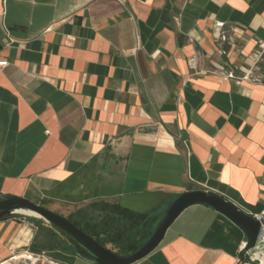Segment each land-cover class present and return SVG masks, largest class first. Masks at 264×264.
Instances as JSON below:
<instances>
[{"label":"crops","instance_id":"0c3cea01","mask_svg":"<svg viewBox=\"0 0 264 264\" xmlns=\"http://www.w3.org/2000/svg\"><path fill=\"white\" fill-rule=\"evenodd\" d=\"M261 45L264 0H0V194L64 218L115 203L156 225L200 190L264 219ZM42 226L61 245L32 220H0V263L28 250L88 264ZM245 243L195 205L133 264H262Z\"/></svg>","mask_w":264,"mask_h":264},{"label":"water","instance_id":"95a60500","mask_svg":"<svg viewBox=\"0 0 264 264\" xmlns=\"http://www.w3.org/2000/svg\"><path fill=\"white\" fill-rule=\"evenodd\" d=\"M195 205H202L215 210L236 226L246 239L243 248L244 253L252 255L256 252H264L263 218L252 217L226 198L200 190L182 193L174 199L150 237L134 253L126 256L118 255L101 246L64 217L23 198L0 194V219L17 216L43 221L74 241L86 254V257L80 253H77L76 256L88 264H133L149 255L160 244L171 223L185 209ZM252 261L258 264L257 261Z\"/></svg>","mask_w":264,"mask_h":264},{"label":"trees","instance_id":"16d2710c","mask_svg":"<svg viewBox=\"0 0 264 264\" xmlns=\"http://www.w3.org/2000/svg\"><path fill=\"white\" fill-rule=\"evenodd\" d=\"M27 219L32 220L41 227L43 234H49V236L45 235L49 245L53 248L61 245L52 243L50 237L54 235L43 228V221ZM65 219L93 238L101 246L122 256L130 255L139 249L152 234L153 229L151 232L149 231L154 225V219L147 214H136L122 208L118 204L109 202H92L84 207L76 208ZM51 229L66 238L76 253L86 257V254L81 251L74 241L61 231L53 227ZM62 249L65 248L62 247ZM241 260L245 261L242 255Z\"/></svg>","mask_w":264,"mask_h":264},{"label":"built area","instance_id":"2783aa9c","mask_svg":"<svg viewBox=\"0 0 264 264\" xmlns=\"http://www.w3.org/2000/svg\"><path fill=\"white\" fill-rule=\"evenodd\" d=\"M215 26L217 28H222L223 24L216 23ZM5 39H6V42L8 43L12 41L6 30H5ZM261 47H264V45H261ZM188 63L192 65L194 63V58H190L188 60ZM6 65H7L6 61H0V68L5 67ZM250 262H253V261L250 259ZM0 264H61V263L54 260L45 251H42L39 253H32V252H29L28 250H24L16 254H12Z\"/></svg>","mask_w":264,"mask_h":264},{"label":"rangeland","instance_id":"374dc122","mask_svg":"<svg viewBox=\"0 0 264 264\" xmlns=\"http://www.w3.org/2000/svg\"><path fill=\"white\" fill-rule=\"evenodd\" d=\"M250 77H252L253 79H256V80L264 83V52L261 54V56L259 57V59L256 62V64L253 65L252 68H250ZM163 215H162V217H163ZM161 218L159 219V221L161 220ZM158 222H157V224H158ZM156 225H153L149 232H151L152 229L154 231Z\"/></svg>","mask_w":264,"mask_h":264},{"label":"bare ground","instance_id":"6f19581e","mask_svg":"<svg viewBox=\"0 0 264 264\" xmlns=\"http://www.w3.org/2000/svg\"><path fill=\"white\" fill-rule=\"evenodd\" d=\"M26 214H29V215H32V216H36V215H34V214H32V213H27V212H25ZM259 259L261 260V262H262V264H264V254L263 255H261L260 257H259ZM252 260H254V261H257V260H255V259H252ZM258 262V261H257ZM259 264V263H258Z\"/></svg>","mask_w":264,"mask_h":264}]
</instances>
